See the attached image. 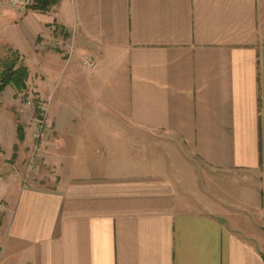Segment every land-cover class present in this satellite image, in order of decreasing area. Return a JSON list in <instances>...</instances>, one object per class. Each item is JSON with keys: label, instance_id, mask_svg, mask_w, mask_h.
<instances>
[{"label": "crops", "instance_id": "obj_1", "mask_svg": "<svg viewBox=\"0 0 264 264\" xmlns=\"http://www.w3.org/2000/svg\"><path fill=\"white\" fill-rule=\"evenodd\" d=\"M32 1L0 46L51 152L0 173V264H264V0Z\"/></svg>", "mask_w": 264, "mask_h": 264}, {"label": "rangeland", "instance_id": "obj_2", "mask_svg": "<svg viewBox=\"0 0 264 264\" xmlns=\"http://www.w3.org/2000/svg\"><path fill=\"white\" fill-rule=\"evenodd\" d=\"M10 53L11 51L9 50V48L7 49L6 47L0 46V63L6 58L11 57L12 60L13 58L17 57L15 55H10ZM18 60L23 61L21 60L20 56ZM1 70L2 67L0 66V71ZM30 73H35V70H31ZM27 89L28 87L26 89L24 88L18 90L12 84H9L0 92V173H4L5 170L8 172L11 171L20 178V181L22 183L26 182L25 179L30 180V176L32 175V173H34V170L40 171L39 169L43 167L44 169H46V165L44 164L43 167H41V161H43V156L46 151V145L49 152H51V146L49 143H47V141L50 140V135L52 132V128L49 122L50 120L47 116V110L50 106V103H45L38 99H35L32 94L27 93ZM30 95H32V97H30ZM17 98H19L20 100ZM28 99L31 101L29 105H27ZM13 105H21L22 110L26 112V114L18 113L17 116L18 120L23 117V120L19 121L21 122V124H19L22 126L24 137L27 135L28 138V140H23V143L21 142L22 139L19 138L20 135L18 136L13 132L15 131V121L17 119L16 115H14L13 113ZM38 111L42 116L40 117L43 119L41 120L42 123H40V121L37 123L39 119ZM25 115H27V117H24ZM16 123H18V121H16ZM17 132L18 131H16V133ZM37 133H39V136H36ZM141 138V140L145 143L150 142L148 139H143V137ZM29 142L30 144H28ZM19 143L23 144L25 148L24 151H21L19 149L20 155L17 154L19 153V150L16 149V147L13 149V144L16 145ZM160 147L159 151L160 153H162ZM7 149L10 151L9 155L13 151V155H11V158H7L12 161L4 159L6 158L5 155ZM163 166H165L166 171L174 173L178 176L181 175L182 178H184L190 186L191 184L193 186L198 185V183H200L201 185L203 184L201 180L199 181L200 175L196 173L194 167L186 165L183 161H164ZM44 177L46 178V176ZM44 182L46 181L44 180ZM7 190L8 189L6 183L1 182L0 196L4 197L3 195L7 192ZM2 197H0V199H2Z\"/></svg>", "mask_w": 264, "mask_h": 264}, {"label": "trees", "instance_id": "obj_3", "mask_svg": "<svg viewBox=\"0 0 264 264\" xmlns=\"http://www.w3.org/2000/svg\"><path fill=\"white\" fill-rule=\"evenodd\" d=\"M35 1L36 4H34V7L43 9L48 8L52 2V0ZM9 50L11 51L10 55H15L17 57L12 60L11 57L6 58L1 61L2 64L0 63V66L2 67V70L0 71V92L9 84H12L18 90L27 88V79L29 76L28 66L24 63V61L18 60L20 55L16 50L12 48ZM20 124L18 123V136L20 135L19 138L23 139V129Z\"/></svg>", "mask_w": 264, "mask_h": 264}, {"label": "built area", "instance_id": "obj_4", "mask_svg": "<svg viewBox=\"0 0 264 264\" xmlns=\"http://www.w3.org/2000/svg\"><path fill=\"white\" fill-rule=\"evenodd\" d=\"M33 4L32 0H0V9L4 8H12L17 11H25L27 10L31 5ZM92 61H88L87 63L90 64ZM31 101L27 100V105H29ZM42 117V116H41ZM42 118L39 117L37 123L40 121L42 123ZM43 125V124H42ZM36 136H39V133L36 134ZM37 148V147H36ZM35 148V149H36Z\"/></svg>", "mask_w": 264, "mask_h": 264}]
</instances>
